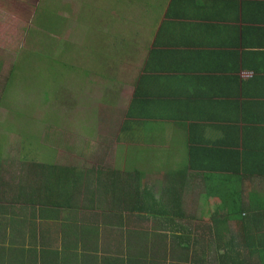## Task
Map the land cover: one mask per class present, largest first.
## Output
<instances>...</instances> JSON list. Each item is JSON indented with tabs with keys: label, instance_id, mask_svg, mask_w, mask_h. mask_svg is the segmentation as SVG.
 <instances>
[{
	"label": "crops",
	"instance_id": "crops-1",
	"mask_svg": "<svg viewBox=\"0 0 264 264\" xmlns=\"http://www.w3.org/2000/svg\"><path fill=\"white\" fill-rule=\"evenodd\" d=\"M147 1L145 8L160 19L147 40L108 43V32L102 30L94 51L100 73L114 75L121 48L140 66L138 80L146 78L143 108L130 107L137 81L118 127L117 136L125 138L123 145L131 152L114 155L144 160L145 175H152L149 165L157 162L165 183L168 173L173 174L185 211L192 216L187 206L190 193L196 192L194 197L205 204L197 217H205L209 228L217 222H211L213 210H206L220 204V198L233 209L240 204V217L223 216L227 234L221 232L239 241V250L233 246L229 255L239 257L238 264H264V0ZM191 153L202 170L190 167ZM167 161L178 165L170 168ZM212 191L216 195L207 202ZM4 195L6 199L1 191L0 264H104L109 257L119 259L113 254L119 250L114 238L111 253L106 248L113 237L104 231L107 226L102 227V220L93 222L85 211L87 199L73 198L69 203L76 210L55 208L10 222ZM88 223L98 230L89 232ZM209 228L200 232L197 250H208V264H216L214 242L206 237Z\"/></svg>",
	"mask_w": 264,
	"mask_h": 264
},
{
	"label": "rangeland",
	"instance_id": "rangeland-1",
	"mask_svg": "<svg viewBox=\"0 0 264 264\" xmlns=\"http://www.w3.org/2000/svg\"><path fill=\"white\" fill-rule=\"evenodd\" d=\"M133 1L0 0V88L10 68L20 69L0 104V174L10 197L21 156L84 171L131 167L114 153L131 152L117 132L140 66L119 48L114 75L102 74L94 51L102 30L108 43L149 38L160 19L145 8L149 1ZM149 170L144 182L157 189L165 171L157 162ZM196 194L190 193L187 210L202 216L205 204Z\"/></svg>",
	"mask_w": 264,
	"mask_h": 264
},
{
	"label": "trees",
	"instance_id": "trees-1",
	"mask_svg": "<svg viewBox=\"0 0 264 264\" xmlns=\"http://www.w3.org/2000/svg\"><path fill=\"white\" fill-rule=\"evenodd\" d=\"M20 66L24 68V65ZM16 69L10 68L7 80L0 88V104L3 100L7 101L6 95L15 83L17 70H20ZM144 79L146 78L142 77L138 80L133 93L130 104L133 110L134 107L143 108L145 98L142 97L146 96L143 93ZM137 101L140 103L139 106H136ZM20 162L18 184L13 188L11 197L7 195L5 199L4 195L2 199L4 202L9 201L7 213L11 215L10 222L12 218H18L20 221H23V217L31 219L36 212L44 215L51 210L55 211V208L76 210V204L69 202L73 198H77V201L85 198L88 202L84 209L85 211L87 209L89 218L95 223L97 220H102V227L107 226L104 231L113 236L108 239L106 245L108 253H111L113 238L119 249L118 252H113L119 255V259L109 257L105 259L104 264H208L209 258L206 255L208 250H197L202 241L200 232L209 228L208 225L203 224L207 220L205 217L200 220V217L187 214L173 174L168 173L169 183L161 184L154 191L153 187L144 182L146 172L143 169V162L145 161L138 158L128 161V164H131L130 168H112L107 172L101 168L84 171L79 170L78 167L59 166L51 160L37 162L26 156H21ZM190 167L192 170L198 168L202 170L194 160L193 153H191ZM2 176L0 174V192L7 188L5 182H1ZM206 178L211 179L210 176ZM221 179L222 177L213 179L212 189L218 187L216 180L221 182ZM208 188L210 189V185ZM214 194L215 191L207 194V202L214 197ZM220 199L221 203L214 209L206 210L207 213L213 210L211 222H217L209 228L206 235L214 242L215 256L212 261L216 264H238L240 258H233L229 253L233 250V246L236 249L239 241L236 242L231 234L227 237L223 216L240 217L243 210L240 204L233 209L223 198ZM66 204L67 207H63ZM144 220L151 222V226L146 227ZM194 222H197L196 226ZM85 226L89 232L98 230L89 223ZM205 243L208 249V239H205ZM223 248L224 253L220 254ZM191 252L202 253V256H194Z\"/></svg>",
	"mask_w": 264,
	"mask_h": 264
}]
</instances>
